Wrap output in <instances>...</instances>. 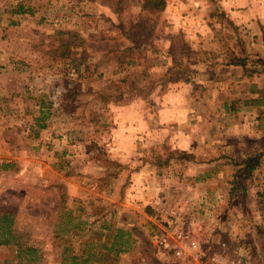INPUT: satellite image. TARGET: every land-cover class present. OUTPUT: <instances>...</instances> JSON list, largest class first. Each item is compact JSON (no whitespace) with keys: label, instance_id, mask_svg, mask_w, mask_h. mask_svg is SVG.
<instances>
[{"label":"rangeland","instance_id":"374dc122","mask_svg":"<svg viewBox=\"0 0 264 264\" xmlns=\"http://www.w3.org/2000/svg\"><path fill=\"white\" fill-rule=\"evenodd\" d=\"M173 1L153 12L143 0H0V264H161L150 237L184 203L168 196L165 214L139 207L132 176L146 161L168 178L193 159L176 153L172 120L149 119L178 83L203 95L200 69L215 60ZM18 6L25 13H12ZM217 210L218 228L194 225L191 210L185 220L264 264V199L245 194Z\"/></svg>","mask_w":264,"mask_h":264},{"label":"crops","instance_id":"0c3cea01","mask_svg":"<svg viewBox=\"0 0 264 264\" xmlns=\"http://www.w3.org/2000/svg\"><path fill=\"white\" fill-rule=\"evenodd\" d=\"M174 5L187 14L182 25L194 32L191 39L204 41L207 55L215 60L200 69L205 73L199 81L203 95L194 97L192 85L178 83L164 96L160 114L149 121L155 126L172 120L177 129L172 138L175 148L193 159L172 165L168 178L156 175L154 164L140 162L132 176L130 197L132 202L139 201V207L162 214L169 197L171 203L181 200L184 205L176 203L181 204L176 209L194 211V225L218 228L221 202L245 194L264 199V0H177ZM225 42L230 48L227 54L218 51ZM233 59H241L239 65L244 66H237ZM254 60L259 61L258 67L248 69ZM239 70L236 77L233 73ZM132 116L134 132L147 117L142 112ZM202 153L206 158L198 157ZM191 168L204 170L190 175ZM204 202L207 212L196 218ZM258 214L264 219V211Z\"/></svg>","mask_w":264,"mask_h":264},{"label":"built area","instance_id":"2783aa9c","mask_svg":"<svg viewBox=\"0 0 264 264\" xmlns=\"http://www.w3.org/2000/svg\"><path fill=\"white\" fill-rule=\"evenodd\" d=\"M179 207L169 217L159 218L150 237L161 264H254L247 248L233 241H213L195 234Z\"/></svg>","mask_w":264,"mask_h":264},{"label":"trees","instance_id":"16d2710c","mask_svg":"<svg viewBox=\"0 0 264 264\" xmlns=\"http://www.w3.org/2000/svg\"><path fill=\"white\" fill-rule=\"evenodd\" d=\"M165 4H166L165 0H143V9L148 10V11H153V12L154 11L155 12H161V11L164 10ZM12 13H14V14H22V13H25V11H24V9L21 6H18V8L15 11H13ZM176 153L180 154L182 157H184V159H187L186 153L181 152V151H176ZM156 166L158 168L160 167L159 162H158V164ZM119 232L122 233L121 230L120 231L118 230L116 232L117 233L116 236H118ZM126 235L129 236L130 232H126Z\"/></svg>","mask_w":264,"mask_h":264}]
</instances>
